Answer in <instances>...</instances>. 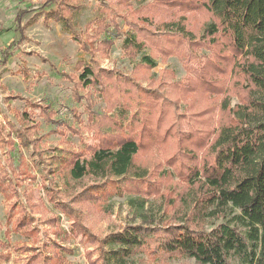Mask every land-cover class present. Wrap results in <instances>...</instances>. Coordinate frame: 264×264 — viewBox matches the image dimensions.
<instances>
[{"label": "trees", "instance_id": "1", "mask_svg": "<svg viewBox=\"0 0 264 264\" xmlns=\"http://www.w3.org/2000/svg\"><path fill=\"white\" fill-rule=\"evenodd\" d=\"M64 1L60 0L54 9L45 3L35 11L31 20L41 15L46 18L61 17ZM145 1L148 6L151 5L154 13L175 7L182 13L175 12V16L180 15L178 19L162 23L166 28V31H161L163 33H151L146 28H139L141 34L149 32V37L142 40L141 37L128 36L127 47L140 52L143 46L151 44L150 46L164 58L177 55L193 76V80L188 79L190 82L184 86L174 81L173 89L177 98L173 99L170 96L161 97L158 92L151 91V88L139 87L132 78L127 77L125 87L142 88L143 107L150 116L156 112L159 117L154 127L153 122L150 124L147 119L148 124L145 122L137 135H133L130 130L127 133L119 122L120 118H116L113 123L109 122L110 125L115 122L119 125H111V130L105 131L103 123L100 122L111 117L93 112L92 93L87 92L83 96L79 92L87 87L98 90L101 87L107 91L108 86L113 84L103 80L98 61L93 58L113 46V38L119 34L118 22L114 15L108 19L111 10L103 4L100 15L88 23L93 26L92 33L85 39L82 36L75 37L91 59L82 60L78 64L81 68L75 82L74 95L81 101L86 98V109L89 120L95 121L93 127L98 143L71 152L66 157L67 161L64 160L63 170V174L70 178L81 179L89 176L96 181L85 186L68 202L60 191L55 193L60 195L53 196L46 190L48 198L53 208L72 221L70 235L81 234L83 240L97 244L99 254L96 259H90L92 264H109L113 259L124 263L138 252L145 251L160 255L179 254L204 264H232L233 258L238 259L241 264H264V0ZM117 2L120 5H128L130 0ZM28 11L20 10L14 20V32L19 33V40L0 48V54L4 57L0 60L4 64L18 45L16 42L24 39L25 25L22 21ZM187 12L188 15L185 14ZM197 14L209 15L206 17L209 21L203 25L200 38L187 23V19L189 22ZM62 19L61 17L60 20ZM67 26H70V23ZM200 47H206L211 54L197 56L196 48ZM142 64L153 68L157 65L156 58L152 54H144ZM193 64H197L198 68L193 67ZM233 72L246 82L244 87L236 86L245 89L243 99L231 106L230 98L226 97L224 102L222 101V111H227L230 117L219 119L217 125H213L211 129L195 128V118L188 112L191 108L183 111L180 98H185L189 93H197L198 86H201L202 91L208 92L206 98L210 95L220 96L224 88L222 84H218L215 75L225 73L230 82ZM107 99L113 102L112 98ZM121 101V98L117 99V104L112 107L118 108L119 117H123L127 109L121 105ZM38 106L41 109L40 115L46 122L67 125L63 120H55V111L51 106ZM73 114L75 119H80L75 111ZM185 126L188 127L187 130L184 129ZM113 127H117L118 133L113 131ZM189 127L195 128L194 131ZM71 128L73 133L79 132L76 127ZM171 139H177L174 145ZM184 140L186 142L182 146ZM203 148V154L199 156L198 151ZM141 153L161 156L155 169L149 171L145 169L144 164L136 161ZM167 155L170 156L166 158ZM167 167H171V170L166 169ZM1 171L4 176L8 175L0 163ZM14 172L17 170H11V173L15 174ZM18 174L16 176L22 181L21 172L18 171ZM174 175L184 180L188 187L182 204L183 207H189L186 208L189 211L182 221L173 222L165 218L153 226L130 225L103 238H96L85 225L81 211L73 205L77 201H99L114 195L157 198L163 180L173 179ZM8 182L13 185V182ZM8 182H5L7 186ZM0 189L5 191L4 184L0 185ZM21 193L14 187L13 194L19 195L20 208L23 209L25 204L21 201L22 197H25L26 202L30 197L26 189L23 195ZM28 206L34 210L37 205ZM214 217L225 219L208 230L207 221ZM29 224V219L22 217L17 220L14 232L23 233ZM32 232L33 229H30L24 234L27 237L35 236ZM54 234L58 237L63 234L67 236L61 229L55 230ZM59 241L60 239H52L51 246L55 249L62 248ZM4 244L0 241V246ZM112 245L116 248L111 249ZM28 248L36 251L34 256L42 257L43 254V260L45 256H51L45 251L42 252L39 247ZM64 249L68 252L67 248ZM56 254L59 256V251ZM6 262L7 256L0 254V264Z\"/></svg>", "mask_w": 264, "mask_h": 264}, {"label": "rangeland", "instance_id": "2", "mask_svg": "<svg viewBox=\"0 0 264 264\" xmlns=\"http://www.w3.org/2000/svg\"><path fill=\"white\" fill-rule=\"evenodd\" d=\"M59 1L0 0V48L19 40V33L14 32V20L20 10H29L22 21L25 25L24 39L16 42L18 45L12 50L13 53L7 63L4 64L0 60V163L8 172L7 176L0 172V185L4 184L6 188L5 191L0 189V241L5 243L0 246V254L7 256L6 264H92L90 259H96L99 254L97 244L83 240L81 234L70 235L72 221L58 209L53 208L47 191L53 196L58 195L59 193H55L60 191L68 202L85 186L96 181L89 176L81 179L70 178L63 174V170L64 160L67 161L66 157L71 152L98 143L93 127L95 121L89 120L86 109L87 100L86 98L82 101L78 100L74 95L75 82L81 68L78 64L82 60L91 59L82 50L75 37L82 36L85 39L92 33L93 26H89L88 23L100 15L103 4L111 10V14L107 16L105 12V16L110 19L114 15L118 22L119 34L113 38V46L93 58L98 61L103 80L113 83V87L110 84L107 91L101 87V90L87 87L78 91L83 96L87 92L92 93L93 112L111 117L100 122L103 123L102 127L105 131L111 130V125H119L117 122L110 125L109 122L113 123L116 118H120L119 122L127 130L126 132L130 130L133 135H137L145 122L146 124L153 122L154 127L159 117L156 112L150 116L143 107L142 88L125 87L127 77L132 78L139 87L151 88V91L158 92L161 97L170 96L173 99L177 98L173 89L174 81L184 86L190 82V79L193 80V76L177 55H168L164 58L160 52H156L150 46L151 44L143 46L140 52L129 49L126 44L128 36L141 37L142 40L149 37V32L147 34L139 32V28L142 27L150 30L151 33L166 31L162 23L180 17V15L175 16V12H181L177 7L164 8L166 11L154 13L151 5L148 6L145 0H130L128 5L117 4L118 0H65L61 9L62 20L60 16L46 18L44 15L31 20L35 11L45 3L54 9ZM185 14L188 15V12ZM206 17L209 15L197 14L189 22L187 19L188 26L194 28L198 38L202 34L203 25L209 21ZM69 23L70 26H67ZM196 53L200 57L211 54L206 47L196 48ZM144 54H152L156 58L157 65L153 68L143 65ZM0 59H4L1 54ZM193 65L198 68L197 64ZM215 76L218 84H222L224 88L220 96L210 95L206 98L208 92L202 91L201 86H198L197 93H189L185 98H180L183 111L191 108L188 112L195 118L194 125L197 129L201 127L211 129L213 125H217L219 119L230 117L227 111H222L225 98H230L229 103L234 106L246 93L242 87H236L238 85L244 87L246 82L234 72L230 82H228L229 76L226 78L225 73H218ZM108 97L112 98L113 102L109 101ZM147 97L148 95L145 96L146 100ZM120 98L121 105L127 108L123 117L118 116L120 115L118 108H112L115 107V101ZM38 105L51 106L55 111V120H63L67 125L46 122L40 115L41 109ZM205 109L208 110L204 111ZM73 110L79 114V120L75 119ZM71 127H76L79 132L73 133ZM189 128L193 129L192 132L195 129ZM184 129L187 130L188 127L185 126ZM113 131L118 133L119 130L113 127ZM176 140L170 141L174 145ZM185 142L184 140L182 146ZM203 150L204 148L198 151L199 156L203 154ZM168 156L170 155L166 158ZM160 157L159 154L141 153L136 161L144 164L145 169L152 171ZM13 169L17 170L15 174L11 173ZM166 169L171 170V167ZM18 171L23 176L20 177L22 181L16 176L19 175ZM8 181L13 182V185ZM5 182H8V186ZM14 187L22 192V195L25 189L28 192L29 201L26 202L25 197L21 196V201L23 200L22 203L25 204L23 209L20 208L19 195L13 194ZM187 190L186 182L174 175L173 179L163 180L157 198L114 195L99 201H77L73 205L81 211L84 223L92 231L93 236L103 238L130 225L153 226L165 218L173 222L182 221L189 211L186 209L189 207H183L182 204V198ZM33 204L37 205L34 210L28 206ZM22 217L29 219V226L23 230V233L14 232L17 220ZM224 219L209 218L206 228L210 230ZM30 229H33L35 236L27 237L24 234ZM58 229L63 230L67 236L64 234L59 236L60 238L56 236L54 231ZM55 238L60 239L62 248L55 249L51 246V241ZM29 246L39 247L42 252L45 251L51 256H45L44 260L43 254L42 257L34 256L36 251L29 250ZM64 248H67L68 252ZM110 248L116 246L112 245ZM58 251L59 256H56ZM146 253V251L138 252L124 263L113 259L109 264H204L179 254ZM232 264L241 263L233 258Z\"/></svg>", "mask_w": 264, "mask_h": 264}]
</instances>
